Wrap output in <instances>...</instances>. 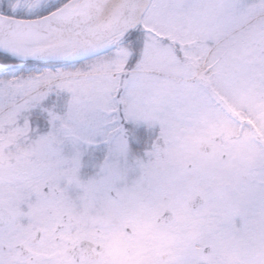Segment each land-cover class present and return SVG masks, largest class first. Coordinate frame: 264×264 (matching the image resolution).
Listing matches in <instances>:
<instances>
[{"label":"snow or ice","instance_id":"1","mask_svg":"<svg viewBox=\"0 0 264 264\" xmlns=\"http://www.w3.org/2000/svg\"><path fill=\"white\" fill-rule=\"evenodd\" d=\"M0 264H264V0H0Z\"/></svg>","mask_w":264,"mask_h":264}]
</instances>
